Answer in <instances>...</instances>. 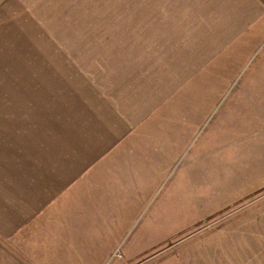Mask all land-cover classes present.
<instances>
[{"label":"rangeland","instance_id":"obj_1","mask_svg":"<svg viewBox=\"0 0 264 264\" xmlns=\"http://www.w3.org/2000/svg\"><path fill=\"white\" fill-rule=\"evenodd\" d=\"M176 22L192 26L193 49L186 40L183 49L184 71L191 59L194 71L161 102L151 142L134 150L142 157L129 160L133 179L120 187L135 195L121 198L131 209L120 208L128 220L105 264H198L208 249L214 264H256L264 251V0H0V160L16 156L11 98L25 109L22 82L58 68L54 51L66 46L74 56L87 44L101 56L113 44H151L160 25Z\"/></svg>","mask_w":264,"mask_h":264},{"label":"crops","instance_id":"obj_2","mask_svg":"<svg viewBox=\"0 0 264 264\" xmlns=\"http://www.w3.org/2000/svg\"><path fill=\"white\" fill-rule=\"evenodd\" d=\"M173 24L160 25L151 44H113L101 56L97 46L79 44L74 56L64 46L54 51L58 68L45 66L22 82L29 86L26 107L18 108L15 96L9 114L15 160H0V264L110 260L128 220V214L120 220V208L131 209L121 198L135 195L129 185L120 187L133 179L129 160L142 157L134 150L151 142L161 102L194 71L193 59L184 71L183 49L185 40L193 49L192 26ZM33 65L19 61L17 68ZM214 259L209 249L197 254L198 264ZM256 264H264V251Z\"/></svg>","mask_w":264,"mask_h":264},{"label":"built area","instance_id":"obj_3","mask_svg":"<svg viewBox=\"0 0 264 264\" xmlns=\"http://www.w3.org/2000/svg\"><path fill=\"white\" fill-rule=\"evenodd\" d=\"M117 253H118V251L116 250V252H115V255H114V256H116V255H117Z\"/></svg>","mask_w":264,"mask_h":264}]
</instances>
